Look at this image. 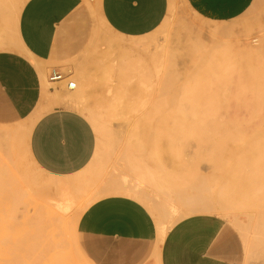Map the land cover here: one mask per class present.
Instances as JSON below:
<instances>
[{
    "label": "rangeland",
    "instance_id": "374dc122",
    "mask_svg": "<svg viewBox=\"0 0 264 264\" xmlns=\"http://www.w3.org/2000/svg\"><path fill=\"white\" fill-rule=\"evenodd\" d=\"M5 1L16 3L15 0ZM165 21L154 33L134 39L141 42L137 53L146 58L144 68L121 82L118 77L107 80L104 68L88 65L85 48L93 33L113 45L123 40L122 36L106 28L96 10L88 9L80 15L75 36L79 44L73 46L74 50H64L68 59L57 66L73 82L81 79L83 105L97 114L101 127L99 133L92 125L98 157L85 172L95 169L108 154L107 172L96 182L81 177L77 186L59 188L55 186L57 179L30 167L25 161L21 169L13 168L11 159L2 154L0 171L7 173L12 181L6 185L0 182V264H170L171 248L177 236L199 223H213L226 231L235 245V264H264V235L258 228V218L264 208L234 211L218 203L217 193L230 177L238 184L234 189L236 197L254 190V185L246 179L251 176L250 149L256 135V122H251L248 103L222 104V86L217 80L222 73L224 51L230 59H237L240 53H244L246 59V47L241 46L243 40L248 39L251 44L258 40L264 45V0H252L241 13L223 18L203 13L191 0H170ZM213 23L230 27L215 33ZM2 27L0 20V30ZM11 27L9 34L15 48L13 24ZM196 43L201 46V52L192 57L187 47ZM5 49L0 46V51ZM169 60L171 68H168ZM83 70L91 77L89 85L81 76ZM170 71L176 79V88L197 76L203 77L205 96L196 105L203 111L209 110L210 114L201 130L203 143L190 139L183 160L188 162L197 152L202 154L198 173L211 182L207 196L213 211L205 215L174 214L171 222L158 228L155 207L162 193L150 184L138 182L137 173L132 169L133 162L141 161L135 158L137 153L132 148L137 141L132 133L137 116L112 117L103 111L98 113L97 108L113 105L115 93L121 90L159 97L161 83ZM243 83L248 90V80ZM59 90L62 96L70 97L71 90L66 84ZM249 93L247 91L245 100L251 99ZM43 102L35 113L65 108L55 95L43 98ZM176 102L177 111L187 104L180 96ZM192 105L190 102L189 106ZM19 115L0 92V121L19 128L33 117ZM223 126L242 130L243 139L221 144ZM217 162L224 165L222 177L217 173ZM171 167L173 169L174 165ZM12 168L19 171L15 178L11 177ZM130 216L136 218L132 226H129ZM93 220L103 228L90 229L89 222Z\"/></svg>",
    "mask_w": 264,
    "mask_h": 264
},
{
    "label": "bare ground",
    "instance_id": "6f19581e",
    "mask_svg": "<svg viewBox=\"0 0 264 264\" xmlns=\"http://www.w3.org/2000/svg\"><path fill=\"white\" fill-rule=\"evenodd\" d=\"M21 9L22 2L20 1L7 3L5 0H0V20L4 24L0 30L1 47L12 48L14 46L9 33L12 31V24L13 30H15ZM100 20L109 29L103 19ZM72 24L73 22H71ZM229 27L227 24L213 23L212 25L215 33L227 31ZM122 39L117 45H113L102 40L97 33H93L86 43L85 53L88 65L104 68L107 80L118 77L121 82H124L128 75L144 68L142 64L145 63L146 58L137 53L141 42H135L136 38L122 37ZM60 44H65V41L60 40ZM78 44L79 42L76 40L71 45L65 44L64 48L69 51L74 50L73 46ZM241 46L246 47L244 49H246L247 58L244 59V53H240L237 59H230L224 51L222 73L217 82L222 86V104L228 105L237 101L241 104L248 103L251 122H256L254 126L256 135L251 141L250 149L251 176L246 179L247 183L249 181L251 185H254V190L248 195L241 193L236 197L234 189H237L238 184H236L235 178L230 177L217 192L218 203L234 211L242 209L254 211V208L261 211L259 208H264V45H261L258 40L251 44L248 39H245L241 42ZM187 51L188 55L193 57L201 52V46L197 43L189 45ZM64 59H68V53L64 54ZM169 62L168 68H171L172 61L169 60ZM157 63L159 64V61ZM171 72L167 73L161 83L159 97L146 95L142 92L121 90L115 93L113 105H102L97 108L98 113L103 111L112 117L137 116L132 127V133L137 141L133 143L132 148L137 153L135 158L141 161L137 164L133 162L132 169L137 173L138 182L150 184L162 193L160 202L155 207L158 214L156 222L158 228L165 222H171L174 219V214L182 213L185 216H192L210 214L213 211L210 198L207 196L211 182L198 173L199 163L203 158L202 154L197 152L191 161L183 160L190 139L197 140L200 144L203 143L201 130L206 117L210 114L209 110L203 111L196 105V102L205 96L203 94V77L197 76L176 88L177 82ZM81 76L88 85L91 83V77L86 70L82 71ZM246 79L249 82L248 90L243 83ZM74 83L76 87L69 89L71 90L70 97L62 96L61 90H56L54 95L61 105L85 117L100 133L101 127L97 114L83 105L84 91L81 79H77V82ZM59 86L52 85L55 88ZM247 91L252 97L245 100ZM177 96L187 102L182 107L184 109L180 108L181 110L178 111L174 108L177 105ZM190 102L193 103L191 107L189 106ZM42 115L41 112H36L24 126L19 128L4 125L0 121V158H2V154H5L9 160L11 159L13 168L21 169L20 166L25 161L30 167L39 170L31 157L29 142L32 130ZM234 125L237 124L234 123ZM221 135V144L243 139V131L234 126H223ZM18 144H20V149L17 147ZM97 157L98 153L95 152L88 167L95 163ZM212 159L214 161L215 157ZM99 162L96 168L91 171L85 172L86 168L70 178L58 179L55 186L59 188L75 187L78 178L81 177H89L92 182L102 179L106 175L110 156L105 154ZM172 164L174 165L173 169ZM13 168L10 172L13 175L11 177L15 178L19 171L13 170ZM216 170L220 176L224 170L223 163L217 162ZM7 176V173L0 171V182L3 185L12 181ZM258 219L259 231L264 235V212ZM135 220V217L131 218L130 216L129 226H132ZM90 228L97 230L101 228V224L93 222Z\"/></svg>",
    "mask_w": 264,
    "mask_h": 264
},
{
    "label": "crops",
    "instance_id": "0c3cea01",
    "mask_svg": "<svg viewBox=\"0 0 264 264\" xmlns=\"http://www.w3.org/2000/svg\"><path fill=\"white\" fill-rule=\"evenodd\" d=\"M15 1L22 2L14 30L17 46L0 51V92L10 107L24 117L34 115L44 105L43 98L54 95L63 84L50 83L49 76L52 71L62 72L57 65L64 59L65 44L76 41L77 21L86 10H96L117 35L137 39L157 31L170 8V0ZM191 1L203 13L223 18L241 13L252 0ZM60 40L65 44H60ZM96 146V134L89 121L75 111L60 107L43 114L36 122L29 151L39 170L58 180L86 169ZM94 220L89 222V228ZM102 228L101 225L97 230ZM235 262L232 239L213 223L186 228L171 248L170 264Z\"/></svg>",
    "mask_w": 264,
    "mask_h": 264
},
{
    "label": "built area",
    "instance_id": "2783aa9c",
    "mask_svg": "<svg viewBox=\"0 0 264 264\" xmlns=\"http://www.w3.org/2000/svg\"><path fill=\"white\" fill-rule=\"evenodd\" d=\"M50 83H63L66 84L69 89H74L76 87L75 83L70 80V76L64 75V73H58L56 71H52L49 76Z\"/></svg>",
    "mask_w": 264,
    "mask_h": 264
}]
</instances>
